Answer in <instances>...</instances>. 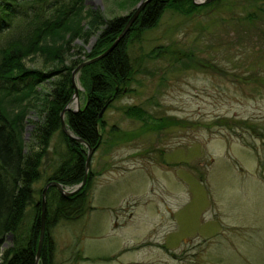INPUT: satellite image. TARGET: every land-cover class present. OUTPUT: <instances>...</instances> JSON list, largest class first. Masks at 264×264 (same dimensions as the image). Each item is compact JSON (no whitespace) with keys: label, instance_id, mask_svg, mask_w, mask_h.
Returning <instances> with one entry per match:
<instances>
[{"label":"rangeland","instance_id":"1","mask_svg":"<svg viewBox=\"0 0 264 264\" xmlns=\"http://www.w3.org/2000/svg\"><path fill=\"white\" fill-rule=\"evenodd\" d=\"M142 1L87 6L109 20L133 14ZM213 7L194 20L167 11L134 42L133 59L154 47L168 50L146 60L149 72L132 85L137 92L105 113L104 142L91 162L96 209L51 228L55 264H76L78 254L113 258L80 264H264V0ZM96 41L78 44L90 52ZM81 70L74 110L86 101ZM133 105L148 110L150 125L162 118L179 124L139 133L143 122L124 114ZM113 126L139 134L114 135Z\"/></svg>","mask_w":264,"mask_h":264},{"label":"trees","instance_id":"2","mask_svg":"<svg viewBox=\"0 0 264 264\" xmlns=\"http://www.w3.org/2000/svg\"><path fill=\"white\" fill-rule=\"evenodd\" d=\"M218 3L219 0L206 4L196 0L148 2L117 47L100 61L82 68L80 82L86 101L80 110L65 113L70 133L97 151L104 142L105 113L121 97L137 92L132 87L140 83L137 76L149 72L145 61L157 60L168 50L154 47L133 59L134 42L157 28L167 11L194 20L203 12L213 14L215 7H211ZM131 14L108 20L99 10L88 7L87 0H0V264H36L46 185L82 184L88 147L68 137L62 129V112L75 96L73 72L85 62L83 57L89 60L107 51ZM94 36L96 43L90 52H85L78 42L88 43ZM193 55L194 52L190 57ZM208 64L210 69H216L214 63ZM124 114L143 122L139 133L179 124L162 118L160 123L150 125L148 110L138 105L128 106ZM110 132L130 137L139 134L122 132L116 126ZM56 134L59 139L51 151ZM95 177L90 168L85 186L72 196L63 195L54 186L47 189L46 233L39 264H55L52 227L85 219L96 209L91 205L90 193ZM40 182L44 187H37ZM112 259H89L78 254L76 264Z\"/></svg>","mask_w":264,"mask_h":264},{"label":"water","instance_id":"3","mask_svg":"<svg viewBox=\"0 0 264 264\" xmlns=\"http://www.w3.org/2000/svg\"><path fill=\"white\" fill-rule=\"evenodd\" d=\"M151 0H144L142 2L139 3V5L137 6L136 10L133 12V14L131 15L125 29L123 30V32L121 33V35L119 36V38L117 39V41L107 50L105 51L102 55L98 56V57H95L85 63H82L81 65H79V67H77V69L73 72V80H74V85H75V97L78 98L79 96V92L77 91L76 89V84H75V75L86 65H89V64H93V63H96L98 61H100L101 59H103L104 57H106L109 53H111L116 47L117 45L125 38V36L127 35V33L129 32L131 26L135 23V21L138 19L141 11L143 10V8L147 5L148 2H150ZM215 0H204L202 1L200 4H206V3H210V2H213ZM81 107L79 106L76 110L74 111H78L80 110ZM68 110H72V108L70 107H66L63 112H62V129L64 131V133L70 137V138H73L75 139L77 142L79 143H82V144H85L87 146V144L79 139V138H76L74 135H72L70 133V131L68 130L67 128V125L65 123V120H64V116H65V113L68 111ZM101 117H102V114H101ZM88 147V151H87V160H86V174H85V177H84V180L82 182L81 185H79V187L70 192L67 190L66 187H64L62 184H60L59 182H50L49 184L46 185L44 191H43V201H42V222H41V236H40V243H39V247H38V252H37V256H36V264H39V261H40V258H41V251H42V247H43V244H44V238H45V233H46V221H45V213H46V199H45V196H46V192H47V189L50 187V186H54L56 188H58V190L63 194V195H66V196H72L74 194H76L77 192H79L86 184L87 180H88V172L91 168V162H92V158H93V155L94 153L96 152V148H93L91 146H87Z\"/></svg>","mask_w":264,"mask_h":264},{"label":"bare ground","instance_id":"4","mask_svg":"<svg viewBox=\"0 0 264 264\" xmlns=\"http://www.w3.org/2000/svg\"><path fill=\"white\" fill-rule=\"evenodd\" d=\"M79 105V100L74 101V107H77Z\"/></svg>","mask_w":264,"mask_h":264}]
</instances>
